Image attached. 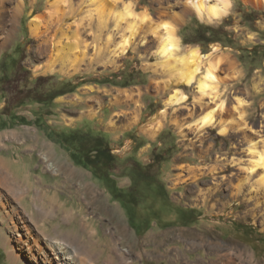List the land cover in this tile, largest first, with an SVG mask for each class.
<instances>
[{
  "label": "rangeland",
  "instance_id": "rangeland-1",
  "mask_svg": "<svg viewBox=\"0 0 264 264\" xmlns=\"http://www.w3.org/2000/svg\"><path fill=\"white\" fill-rule=\"evenodd\" d=\"M192 1L123 0L134 7L133 15L99 21L89 0H0V140L6 143L0 145V177L8 180L0 182V264H32L26 255L15 263L9 254L13 246L18 249L12 238L19 217L34 227L30 213L37 210V188L47 191L46 206H62L42 229L75 233L77 221L60 219L64 210L83 208L97 231L88 238L104 247L107 234L113 236L102 257L112 250L113 264H121L123 254L128 264H225L228 256L229 264H249L252 254L264 264V224L247 213L251 194L228 198L236 176L244 175L240 160L252 158L236 121L243 117L259 150L264 146V136L255 132L264 124V0H232L230 12L216 21L200 18ZM50 3L68 10L63 29L53 23L46 28L54 19L47 14ZM38 14H47L39 34L31 27ZM165 23L179 36L180 50L172 58L157 52L158 26ZM200 25L216 29L219 41L206 48L185 43L184 33L192 36ZM191 51L200 58L189 84L173 58ZM38 78L45 83L42 92L63 94L50 105L31 101L28 90ZM200 80L207 81L205 95ZM175 92L186 98L173 103ZM213 109L219 125L201 128V117ZM222 127L227 134L219 132ZM74 135L82 143L67 145ZM96 137L114 155L108 173L130 193L131 203L116 200L103 180L73 160L77 145L90 151ZM61 166L85 180L65 182ZM234 173L236 181L229 184ZM82 182L101 200L85 202ZM11 187L21 188L23 201ZM100 249L93 251L101 254Z\"/></svg>",
  "mask_w": 264,
  "mask_h": 264
},
{
  "label": "bare ground",
  "instance_id": "bare-ground-1",
  "mask_svg": "<svg viewBox=\"0 0 264 264\" xmlns=\"http://www.w3.org/2000/svg\"><path fill=\"white\" fill-rule=\"evenodd\" d=\"M89 1H91V4L95 7L93 11H95L96 17L99 18V21L101 20L105 21L108 18H114L121 21L125 19V17L133 15L134 7L131 4L126 5L124 2H122L123 0H89ZM117 1L123 4L122 10H117L118 8ZM192 3L194 8L196 9L198 16L203 20L206 19L209 21H216L223 18L225 15H227L230 12L232 7V0H216L214 4L210 3V0H193ZM71 8L72 6L70 7V9ZM20 9H21V4H18V6L13 9L12 11L13 19L17 17V15L20 12ZM67 11L68 10L66 8H63L62 6L59 5L57 6L56 3H50V5L47 8V14L48 16H52L51 18L54 17V19L51 20L52 22H50L49 25H46V28H48V26H50L53 23V24H59L58 29L60 28L63 29L62 25L60 24H62L61 22L65 20ZM47 14L46 15L38 14L36 17L33 18L31 24L33 33H37V34L42 32L44 33L42 29L43 28L42 24L47 18ZM132 27L135 28V25H132ZM158 27L162 29V33L160 34L161 40L158 44L157 52L161 54L162 57L164 56L166 58L167 57L172 58L175 53H178L176 51L180 47L179 36L176 33L175 27L167 23L159 25ZM190 53L191 54L189 55L191 58H188L189 55L181 56L179 58H173L175 65L180 70L182 79H184V81H186L189 84H191L195 79L196 71L198 70L199 67L198 66L199 62L197 60L200 58V56L193 53V51H191ZM207 78L211 80L214 78V71L212 68L208 69ZM198 88L203 94L206 93L208 88L207 81L200 80L198 83ZM185 98H186L185 94L181 92H175L172 98V102L178 103L179 101L184 100ZM223 107H224V102H222L219 105V108L223 109ZM214 111L215 109L207 111L205 114H203L199 122L201 128H207L211 126L216 127L219 125V122L214 118ZM236 124L239 127L242 126V128L240 129L241 130L240 137L242 139L241 141L247 142L246 143V145L248 144L247 149L250 151V154H252V158L250 157V159H248V161H246L245 163H243V161L240 160L241 164H243L242 166H240V172L244 174L243 176H241V178L239 175H237L238 176L237 177L236 173L227 177V182L229 184L238 180L237 184L233 188V191H230L228 198L230 199L231 197L237 198L241 193L248 190L251 196L246 199V202L250 203L249 206L251 205V207L248 208L247 213L253 212V215H255V217H260L262 219L261 223L264 224V146L261 150H259L260 146L257 139H254L253 136L251 135L252 133L250 134L248 131H246V129H244V128L247 129L249 128L250 130L251 127H243V125H246V123L243 122V117L239 121H236ZM219 132L225 135L227 134V128L222 127L219 130ZM255 132L257 133L256 135L257 138L263 137L264 124L260 125L259 129H255ZM17 134L20 133L18 132L12 133V135L14 136H16ZM4 144L6 143L2 144V141L0 140V145L2 147L5 146ZM43 145H44L43 147H45V144ZM46 147L48 146L46 145ZM61 170L65 172L66 174L65 176H67L65 178L66 179L65 182H70L71 179L74 178L75 179L80 178L85 180L83 175L78 173L77 170H74V168L72 169L71 167L61 166ZM235 176L237 178L236 180H235ZM1 181H3L4 184L8 183L7 179H1L0 177V182ZM37 185L39 186L41 185V183ZM91 186L86 182H82V184L79 186L81 187L80 189L85 190V195H86L84 198L85 202H88L91 199L100 201L101 199L99 200V198L101 197L95 194V190L91 188ZM9 189L13 192H17L19 194V198L21 201H23V199L26 197V194H24L21 188L19 187L18 188L11 187ZM38 190H40L41 192L36 193L33 197V200L37 205L36 207L37 210L36 212L33 211L32 213H30V217L34 221V222L32 221L34 223V227L30 224V222H27L21 216L19 217L20 221L18 223H15V236L12 238V241L16 242V244L18 245V249L20 250V253L17 254L16 251L18 249L16 250L15 246H13L14 250H11L9 254V257L13 262L15 263L20 262L21 255H26V257H29L31 259L32 264H100V262H102L103 264H113L114 257L112 256V250L108 251V255L105 259L102 258L104 257V253L107 250L106 248L108 247L109 249L111 247V244L113 245V240H114L113 236L111 234L110 236H108L109 234H107L108 244L104 247L102 245H97V242L95 240H91L90 238H88L87 235L97 234V231L93 226L94 222L91 223L89 222L86 213L82 210L83 208H80L78 210L72 209L70 212L64 210V214L60 219L61 223H65V224H72L73 222L77 221L80 228L75 233L64 234L58 229L55 231L53 230L54 234L53 233L49 234L44 229H42V227L44 226V222L48 218L55 219L59 217V209L62 206L59 203H53L50 206H46V204L43 203L46 200L43 194L45 195L47 191L43 190L42 188H37V191ZM122 230L123 232H125V228H123ZM191 244L193 247H197L196 242H192ZM97 246L101 248L100 249L101 254L93 251V249L95 250L97 249ZM227 254L228 252L224 253L225 256H228ZM121 257H122L120 258L121 262L120 261L118 262L121 264H128L125 261L124 254ZM232 258H233L232 256H228L227 260L225 261V259H223V261H225L224 262L225 264L228 263V261H230L231 263ZM210 264H217V263L214 261L213 263ZM249 264H257V262L254 260V254H252V256L250 255Z\"/></svg>",
  "mask_w": 264,
  "mask_h": 264
},
{
  "label": "trees",
  "instance_id": "trees-1",
  "mask_svg": "<svg viewBox=\"0 0 264 264\" xmlns=\"http://www.w3.org/2000/svg\"><path fill=\"white\" fill-rule=\"evenodd\" d=\"M184 28L183 30H185ZM217 36L216 29L200 25L199 27L195 28L194 33L192 36L186 35L184 33L183 35V41L185 43H198L202 45L204 48L207 47L208 44L211 42L219 41L218 39H215ZM43 78H38L35 80V85L33 87H30L28 90L29 98L31 101L38 102L42 105H50L58 96L62 95L63 93L57 92L54 93L52 90H48L47 92H42L45 83L42 82ZM46 82V81H45ZM41 95L40 98H34L35 95ZM70 136L67 137L66 144L68 145V142L71 141V144L82 143L83 140H79V138L74 135L72 139H68ZM101 137H96L94 146L90 151H86V148L81 145L76 148H79L80 151L73 152L72 158L73 160L84 166L85 168H90V170L93 172L95 177L99 178L100 180H103L105 182V185L111 192L112 196L119 200L120 202L124 203H131L130 201V193L125 192L121 187L118 186L117 182L114 180L113 175L109 174V168H111L114 165L115 157L112 154L111 150L108 148L107 145L99 139ZM86 151V152H85ZM82 153V160L79 159V154ZM187 214V213H186Z\"/></svg>",
  "mask_w": 264,
  "mask_h": 264
}]
</instances>
